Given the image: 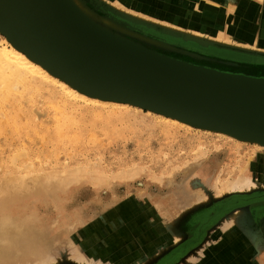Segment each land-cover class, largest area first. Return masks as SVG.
Here are the masks:
<instances>
[{"label":"rangeland","instance_id":"374dc122","mask_svg":"<svg viewBox=\"0 0 264 264\" xmlns=\"http://www.w3.org/2000/svg\"><path fill=\"white\" fill-rule=\"evenodd\" d=\"M78 1L112 36L264 78L263 0ZM239 12L252 39L233 33ZM33 74L0 91V264H264V147L79 102Z\"/></svg>","mask_w":264,"mask_h":264},{"label":"water","instance_id":"95a60500","mask_svg":"<svg viewBox=\"0 0 264 264\" xmlns=\"http://www.w3.org/2000/svg\"><path fill=\"white\" fill-rule=\"evenodd\" d=\"M0 16L87 92L125 96L264 134V78L198 67L112 36L70 0H0ZM158 35L185 47L207 49L194 41Z\"/></svg>","mask_w":264,"mask_h":264},{"label":"bare ground","instance_id":"6f19581e","mask_svg":"<svg viewBox=\"0 0 264 264\" xmlns=\"http://www.w3.org/2000/svg\"><path fill=\"white\" fill-rule=\"evenodd\" d=\"M226 1L227 0H221L220 7L222 8L220 9L231 11L232 6L231 8L229 5L227 6ZM70 2L79 12L82 13L83 16L91 21V13H89L84 7L81 6L78 0H70ZM262 3H264V0ZM255 6L257 7V5ZM261 8H264V4H262V6L260 7H257L258 10ZM246 15L251 17L252 13L249 12L245 14L239 12L235 16L238 17V21L241 23L239 27L243 26V28L240 29L241 31L236 30V33L232 30L234 35H236L237 38H239V40L241 41H246L250 38L252 39V37L256 34L253 25L254 21L251 19H247ZM93 19L92 23H94ZM260 29L261 30L259 32V35H261L262 33L264 34V24H262ZM0 33H2L5 37L0 43V77L5 74L7 75V77L3 78L4 80L0 78V91L12 89L13 81L18 83H27L28 81H31L34 75L33 73L37 72L42 82L51 84L55 89H59L62 93H66L68 96H70L71 99L79 102L87 103L95 107L97 106L112 107L115 109H129V107L132 106L135 108L145 109L148 112L154 113L160 118H163V120H173L174 123H176L177 126L180 127H195L203 131L215 133L217 132L232 139L236 138L241 143L250 142L264 147V134L261 133H256L244 129H232V127L217 125L211 122L196 119L177 111L159 108L155 105H151L143 101H137L125 96H108L94 90H91V92H87L79 82L75 81L73 78L67 75H63L50 58H48L30 40L22 35V33L6 23L1 18V16ZM252 33L255 34L251 35ZM237 75L247 76L244 74ZM250 140H252L253 142Z\"/></svg>","mask_w":264,"mask_h":264},{"label":"crops","instance_id":"0c3cea01","mask_svg":"<svg viewBox=\"0 0 264 264\" xmlns=\"http://www.w3.org/2000/svg\"><path fill=\"white\" fill-rule=\"evenodd\" d=\"M262 4H264V3H262L261 1H260V2L258 1V5H257V7H258V6H259V7L262 6ZM234 32L236 33L237 31H234Z\"/></svg>","mask_w":264,"mask_h":264}]
</instances>
